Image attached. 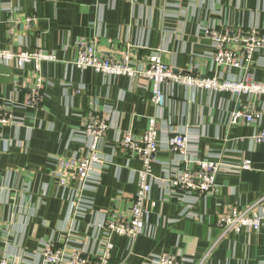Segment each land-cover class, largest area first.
Here are the masks:
<instances>
[{
  "label": "crops",
  "instance_id": "obj_1",
  "mask_svg": "<svg viewBox=\"0 0 264 264\" xmlns=\"http://www.w3.org/2000/svg\"><path fill=\"white\" fill-rule=\"evenodd\" d=\"M207 27L264 33V0H0V48L55 56L40 64L43 96L33 107L25 105L33 64L19 68L0 60V103L12 115V122L0 123V252H11L10 264H48L40 250L49 241L66 253L98 254L106 238L100 232L106 213L112 208L128 213L141 168L140 159L117 141L127 132L141 134L152 116L159 151L151 171L150 230L134 238L113 235L108 264H155L162 253L184 264H264V219L257 230L244 227L224 236L215 225L220 210L229 205L244 210L264 194V143L253 140L254 124L230 123L234 111L253 106L262 110L264 128V94L237 96L230 89L196 90L168 82L162 85L167 102L158 108L147 78L74 65L76 41L83 39L103 54L130 52L132 66L161 49L177 71L235 83L249 73L253 81L264 82V49L248 68L216 65ZM86 112L105 118L108 128L94 168L99 182L79 190L71 172L58 174L57 162L87 154ZM173 133L191 137V158L224 164L211 193L184 192L166 183L183 164L167 144ZM243 160L251 166L242 167ZM63 177L65 185L59 182ZM78 197L87 204L79 216L73 214Z\"/></svg>",
  "mask_w": 264,
  "mask_h": 264
},
{
  "label": "built area",
  "instance_id": "obj_2",
  "mask_svg": "<svg viewBox=\"0 0 264 264\" xmlns=\"http://www.w3.org/2000/svg\"><path fill=\"white\" fill-rule=\"evenodd\" d=\"M29 24L32 16L24 18ZM12 28L9 29V33ZM205 37L213 48V58L216 65H225L232 68H248L254 62V54L264 49V33L258 34L254 30L242 33L230 27H207ZM77 56L74 60L75 67L79 69L91 68L94 71L108 75L124 74L129 77H144L151 82L152 101L158 108L167 102V95L163 90L164 83H181L196 90H224L230 89L237 96L241 93L264 94V82H255L247 73L242 80L236 83L219 80L216 77H200L191 72L185 73L175 70L163 57V50H153L147 60L140 66H132V54L122 52L120 55L100 53L95 43L79 39L76 41ZM54 54L45 50L18 51L0 48V60L6 64L14 63L23 68L25 64L32 63L33 84L28 90L25 105L38 106L42 100L44 76L41 73V62L53 60ZM22 84L17 83V90ZM79 93L80 90H77ZM262 110L253 106L238 109L231 114L230 123L245 122L254 124L253 140L264 143V128L261 126ZM12 122V115L6 108L5 102L0 103V123ZM108 128L105 118H99L93 112L84 114L82 131L88 138V152L82 157L61 158L57 162L58 174L71 172L70 176L79 183V190L84 189L87 183H98L99 178L94 174V168L101 162L99 144ZM191 137L185 133H173L168 136L167 144L171 152L182 157V167L178 172L166 180L174 189L184 192H195L198 195L211 193L215 188L216 175L224 165L221 161L198 159L188 156V146ZM117 145L136 156L141 161V168L137 171V189L132 196V204L128 213L116 208L109 209L100 232L105 233L102 239L103 246L94 257L73 251L66 253L63 246L53 242H45L41 247V256L48 264H108L113 248V235H126L136 237L149 231L146 217L149 208L155 206L150 198L152 163L158 158L159 142L157 118L152 116L148 120L146 129L139 135L127 132L118 139ZM189 163L194 164L190 167ZM249 160H243L242 167L249 168ZM60 184L65 185V177L60 179ZM87 204L83 197L74 201L73 214L82 215ZM75 216V215H73ZM264 219V194L254 204L244 210H238L234 205L220 210L215 219V225L220 229V235L228 232H240L247 227L257 230ZM10 251L0 252V264H10ZM155 264H184V261L172 254L162 253L154 259Z\"/></svg>",
  "mask_w": 264,
  "mask_h": 264
},
{
  "label": "rangeland",
  "instance_id": "obj_3",
  "mask_svg": "<svg viewBox=\"0 0 264 264\" xmlns=\"http://www.w3.org/2000/svg\"><path fill=\"white\" fill-rule=\"evenodd\" d=\"M224 81V80H223ZM228 82V81H227ZM230 83H235V82H230Z\"/></svg>",
  "mask_w": 264,
  "mask_h": 264
}]
</instances>
